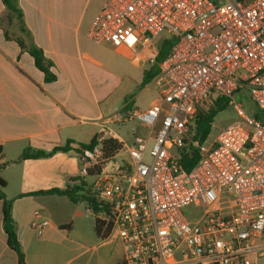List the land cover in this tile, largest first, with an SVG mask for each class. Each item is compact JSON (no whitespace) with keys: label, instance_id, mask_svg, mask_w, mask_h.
Here are the masks:
<instances>
[{"label":"built area","instance_id":"obj_1","mask_svg":"<svg viewBox=\"0 0 264 264\" xmlns=\"http://www.w3.org/2000/svg\"><path fill=\"white\" fill-rule=\"evenodd\" d=\"M88 36L134 61L149 52L151 63L154 42L174 40L152 82L158 98L123 116L148 131L132 145L119 141L129 160L106 161L101 145L80 154L74 184L95 178L99 211L88 210L104 223L105 238L122 246L117 264H257L264 257V0H107ZM243 92L259 117L237 99ZM219 99L238 119L200 141L198 115ZM191 150L199 160L186 171L180 160ZM48 225L36 212L32 229L42 235Z\"/></svg>","mask_w":264,"mask_h":264},{"label":"crops","instance_id":"obj_2","mask_svg":"<svg viewBox=\"0 0 264 264\" xmlns=\"http://www.w3.org/2000/svg\"><path fill=\"white\" fill-rule=\"evenodd\" d=\"M106 2L19 0L27 34L0 0V177L6 182L3 191L12 201V218L26 264H117L123 257L117 239L99 236L96 216L86 202L35 194L77 185L74 183L82 167L80 144L104 137L125 145L134 142L113 125L123 111L133 112L132 95L141 88L144 72L152 63L149 52L134 61L89 38L93 21ZM10 15L17 23L9 29L13 34L6 28ZM21 43L25 47L34 43L44 51L56 81H45L44 73ZM153 46L151 52L156 54ZM115 55L128 60L131 67V78L124 85L113 73ZM102 132L105 134L100 138ZM69 141L73 142L67 152L20 159L27 148L49 152ZM84 181L90 186L88 178ZM36 212L41 220L49 221L42 235L31 227ZM0 264H19L17 253L7 243L1 200Z\"/></svg>","mask_w":264,"mask_h":264},{"label":"trees","instance_id":"obj_3","mask_svg":"<svg viewBox=\"0 0 264 264\" xmlns=\"http://www.w3.org/2000/svg\"><path fill=\"white\" fill-rule=\"evenodd\" d=\"M7 10L15 15L20 24V28L23 32L28 33L27 28L24 23L23 11L19 7V0H2ZM174 43L173 39H162V44L159 50L156 52V58L154 63H152L151 67L144 72V78L141 83V88H144L149 83L153 81V79L161 72V65L169 53L172 45ZM23 48H26L29 54L33 57L35 61V65L39 70H41L45 75V81L47 83H51L56 81V75L51 71L52 63L48 61L44 55V51L37 47L34 43L30 46L25 47L23 43H21ZM131 104L127 105L126 108H130ZM227 108V103L223 99H219L213 107H211L207 111H203L198 115L196 120L195 127V137L200 141H205V139L211 134L213 129V123L219 112L225 110ZM255 116L257 115V111L255 112ZM73 141H69L67 145L63 147L54 148L52 151L46 152L43 150H33L31 148H27L23 151L20 159H38L43 157H49L55 154L58 151L67 152L71 149L69 146ZM102 146L103 157L106 161H110L112 158L118 154L122 148L123 143L119 142V140L112 137H104L100 140L94 138L89 144H80V148L78 149L79 153H83L84 150H93L96 146ZM3 152L2 146H0V155ZM199 160V155L196 150H191L181 157L180 163L184 170H190ZM93 173V171H92ZM6 186V182L0 177V200L3 201V213H4V230L7 235V243L8 246L17 253L18 263L26 264L25 254L22 251L20 242L18 240V236L16 233V227L14 220L12 218V201L8 200L3 189ZM35 194H45V195H60L66 196L70 201L74 203L78 202H86L91 208L95 211H99V207L94 203L90 186L86 185L85 181H82L79 185H74L65 190L53 189L49 191H40ZM104 223L96 220V230L99 236L105 238L107 231L103 230Z\"/></svg>","mask_w":264,"mask_h":264},{"label":"rangeland","instance_id":"obj_4","mask_svg":"<svg viewBox=\"0 0 264 264\" xmlns=\"http://www.w3.org/2000/svg\"><path fill=\"white\" fill-rule=\"evenodd\" d=\"M94 3H100L101 0H93ZM11 21H6V28L12 29L14 28L15 24H17L14 21L13 15H10ZM11 34H13L12 30H9ZM92 45L95 43L92 42ZM162 44V39L159 40L157 43L154 44L153 48L157 52ZM114 62H113V73L116 75L118 79L123 80V85L128 82V78L130 77L129 69L131 68L129 65L128 60H125L121 56L115 55L113 56ZM158 96V89L154 84H151L147 86L144 89L138 88L133 93L132 97L134 98V109L135 110H146L151 103L157 98ZM237 99L242 103L243 108L245 111L252 115L257 111L255 105L253 104L251 100V96L247 92H243L239 95H237ZM126 114L125 111H123L122 115L118 118V122L113 125V128H115L120 135L124 136L129 142H133L135 137L142 136L146 137L148 134L147 129L137 120H130V121H123V115ZM238 116L236 111L233 107L227 105V108L221 112L218 113L216 116L214 123H213V129H212V136L215 137L217 134L223 130L227 125L232 123L233 121L237 120ZM129 160V155L125 153V149L120 151L118 154L115 155L114 158H112L110 161L121 164L122 161ZM88 180L90 183H92L95 178L94 177H88ZM185 211L186 213L189 211ZM192 211V210H191ZM257 264H264V257H261L257 260Z\"/></svg>","mask_w":264,"mask_h":264},{"label":"water","instance_id":"obj_5","mask_svg":"<svg viewBox=\"0 0 264 264\" xmlns=\"http://www.w3.org/2000/svg\"><path fill=\"white\" fill-rule=\"evenodd\" d=\"M105 132H102L100 135V138H102L104 136Z\"/></svg>","mask_w":264,"mask_h":264}]
</instances>
